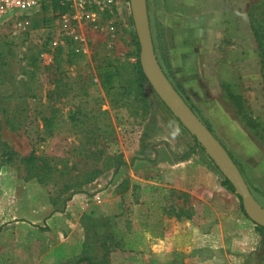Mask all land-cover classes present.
Listing matches in <instances>:
<instances>
[{"label": "rangeland", "instance_id": "rangeland-1", "mask_svg": "<svg viewBox=\"0 0 264 264\" xmlns=\"http://www.w3.org/2000/svg\"><path fill=\"white\" fill-rule=\"evenodd\" d=\"M69 1L67 12L80 0ZM190 2L148 0L158 60L264 208V0ZM202 8L226 13L209 26L208 63L174 64L166 21ZM59 18L49 7L27 31L0 27V264H264V234L237 191L139 82L130 0L102 10L97 28L85 23L81 40ZM108 58L121 72L109 92L98 78ZM176 68L196 69L190 88Z\"/></svg>", "mask_w": 264, "mask_h": 264}, {"label": "water", "instance_id": "water-1", "mask_svg": "<svg viewBox=\"0 0 264 264\" xmlns=\"http://www.w3.org/2000/svg\"><path fill=\"white\" fill-rule=\"evenodd\" d=\"M130 4L140 44L141 66L148 82L231 181L242 198L248 217L264 227V208L254 200L252 190L233 156L175 87L160 64L152 34L148 0H130Z\"/></svg>", "mask_w": 264, "mask_h": 264}, {"label": "crops", "instance_id": "crops-1", "mask_svg": "<svg viewBox=\"0 0 264 264\" xmlns=\"http://www.w3.org/2000/svg\"><path fill=\"white\" fill-rule=\"evenodd\" d=\"M192 1L187 4L192 6H202V0H188ZM224 6V4L222 5ZM149 9V7H148ZM188 19H182L181 22L175 23L171 20L166 21L167 39L173 54V63L180 64V62L190 65L197 63H208L203 59L204 55L210 48V29L209 26L214 22L225 21L226 13L225 8H215L213 11L208 12L202 8L195 12H190ZM232 16V13L229 14ZM181 25L183 29L177 26ZM176 39V46L174 40ZM179 68V67H178ZM177 70V68H176ZM177 75L184 82L185 87L190 88L191 79L196 77V69L181 73L177 70Z\"/></svg>", "mask_w": 264, "mask_h": 264}, {"label": "built area", "instance_id": "built-area-1", "mask_svg": "<svg viewBox=\"0 0 264 264\" xmlns=\"http://www.w3.org/2000/svg\"><path fill=\"white\" fill-rule=\"evenodd\" d=\"M52 2L53 0H0V27L27 31L32 16L50 6ZM113 2L114 0H80L75 3L73 11L59 13L61 29L75 39L81 40L82 26L86 23L97 28L101 11L110 7ZM16 21L19 24H16Z\"/></svg>", "mask_w": 264, "mask_h": 264}, {"label": "trees", "instance_id": "trees-1", "mask_svg": "<svg viewBox=\"0 0 264 264\" xmlns=\"http://www.w3.org/2000/svg\"><path fill=\"white\" fill-rule=\"evenodd\" d=\"M49 7H51V9H53L54 11H57L59 13H63V12H66V11L71 10V1H69V0H53L52 4L50 6H48V7H45V8L48 9ZM253 22L254 21L252 20V25H253ZM253 29H254V25H253ZM255 33H256V38L258 40L259 46L260 47L264 46L263 42L259 39V36L257 34V31H255ZM138 43H139V40H138ZM139 47H140V44H139ZM262 64H263L262 65V69H263V73H264V54H263ZM137 67H138V76H139L138 78H139V82L140 83L141 82L143 83L144 81H148L146 75L144 74V71L142 69V66H141L140 52L137 54ZM118 68H119V66L115 65L113 63V61H111V59H109V58H108V60L104 61V63H102L98 67V78L100 79V82H101L102 87L107 92H109L110 91V88L113 87V86H115V84L121 79V72H120V70ZM170 70H171V66H170ZM166 73L169 76V72L166 71ZM172 74H174V73L172 72ZM169 78L172 80V82L174 83L175 87L180 91V93L184 96V98L187 100V102L191 105V107L195 110L194 106L189 101V96L185 93V88H184L183 84H181L180 82L179 83H175L170 76H169ZM195 112H196V110H195ZM2 116L5 118V122L6 123H11V121L13 119H15V114L13 115V113L10 114V115H7L5 112H3V115ZM47 119L51 120L52 118H47ZM205 123L211 129V126L207 122H205ZM195 139H196V137H195ZM198 144L201 145L199 142H198ZM13 155H15L14 152H11L9 154L10 157H12ZM39 159H41V158L40 157H37L35 154H30V155H27V156L22 157V160L26 164H28V165L31 164L32 166H34V163H36V161L39 160ZM37 166L38 167H42L41 165H37ZM26 176L27 177L40 176V174H39L38 171L32 172L29 169H27ZM224 183L229 188L235 189L234 186H233V184L231 183V181L228 178H226V177H225ZM239 197H240V199L242 201L241 196H239ZM242 206H243V203H242ZM242 208H243V211L245 212V214H247L246 211H245V209H244V207H242ZM256 226H257L258 230L262 234H264V227L261 226V225H256Z\"/></svg>", "mask_w": 264, "mask_h": 264}]
</instances>
